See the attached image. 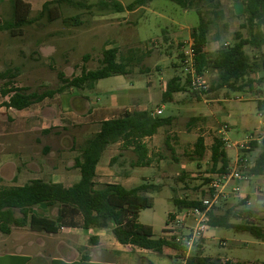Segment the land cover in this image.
Wrapping results in <instances>:
<instances>
[{
  "label": "crops",
  "instance_id": "obj_1",
  "mask_svg": "<svg viewBox=\"0 0 264 264\" xmlns=\"http://www.w3.org/2000/svg\"><path fill=\"white\" fill-rule=\"evenodd\" d=\"M141 8H144V6ZM114 11H127V7L123 8L118 5ZM129 14L131 13L129 12ZM115 20H120V18H111V21ZM123 22L129 23L126 17L123 18ZM118 24L121 25V22L118 21ZM173 25L176 27H173L174 32L169 34V37L171 41L179 43L178 45L181 48L180 63L177 64L175 56L158 59L155 63L154 71L151 72V69L146 68V72L150 73H147L145 88L140 86L129 90L120 87L115 89L110 86V89L106 92L107 98L104 102L101 98H97L95 93L103 80L112 81V84L118 83L120 84L119 86L123 85L125 78L133 75L132 68L129 69L128 67V75L114 76L96 83H86L80 87H64V85H61L55 89L44 91L40 94L61 90L53 96L45 97L43 100L23 110H16L4 105V103L9 102L10 96H3L2 90L5 88H2L0 90V138L6 136L5 133H2V124L11 122L14 129L7 136H14L13 142L17 146L15 157H20V161L23 163L0 162V184L5 185L0 186V188L20 187L34 180L61 184L65 189L79 184L82 176L80 169L75 168V159L81 157L86 142L100 132L102 123L120 118L126 112L148 111L153 116H159L156 115V111L160 109L163 115L165 110L163 93L166 90L167 83L173 78H179L181 85H184L187 79L191 85L190 87L187 85V91L173 94L170 103L173 104L175 115L171 116L173 121L170 126L174 124L181 114L188 113L190 126L201 122L203 128L207 129V131L198 135L195 139L193 129L187 130L185 133L178 135L179 140L177 141L183 142L186 137L193 138L191 140H193L195 145L199 137L204 138L206 150L202 160L212 166V146L216 138L221 139L224 141L230 161L227 171L235 170L241 172L247 178L244 181L232 182L229 187L234 184L238 185L240 187V197L246 199L250 195L242 194V186L255 177L257 179V191L255 194H257L258 186L261 185L259 184V179L264 176V172L260 175H255L253 170L257 162L253 163L251 159L256 154H259V157L264 154V107L262 110L258 107L259 102L264 103V93L260 92L259 96H255L253 85L247 87L240 95L235 97L233 92L226 88L215 90L214 88L219 81V71L212 67H209L203 75L197 73L201 78L202 86L195 90L192 84V77L187 72L185 65L186 52H188L189 48H193L191 33L188 31L189 38L185 40L183 39L185 34L182 33L186 32L185 30L188 27L181 21H173ZM133 43L129 42L125 45L118 42L108 43L105 44L103 53L104 51L115 49L118 51L119 56L123 49L135 48L132 46ZM136 43L140 44L141 41ZM223 45L229 46L231 44L225 42ZM221 48L220 43L215 42L213 44L209 41L204 51L208 57L212 58L217 55L218 50ZM46 49L47 52L55 48L48 47ZM137 49L142 50V48ZM123 62L127 63L128 66L131 65L128 63V58ZM178 69L182 71V75H178ZM10 88H25L27 93H35L31 92L28 87L11 86ZM75 88L79 89V96L72 98L73 107L69 109V107L65 106V96L67 93L74 92ZM99 102L102 104L100 105ZM251 102L256 103V106L251 105ZM226 104L229 105L227 106ZM255 109H258L260 120L259 127L255 132H252L248 128ZM71 127L79 129V134L68 136L67 133ZM231 127L246 128L250 134L243 141L232 142L228 137V130ZM163 128H160L153 137L143 140V143L148 147V158L151 160V165L146 167L136 166L138 156L133 147L125 148L122 141L109 145L103 152L96 168L95 183L97 188H101L105 184H120L127 189H131L141 185H136L140 178L137 169L148 167L158 169L161 165L163 166L162 161H158L159 157L156 154L154 155V153H159V148H156V146L158 141H160L159 135ZM211 134L212 142L209 144L208 135ZM168 139L171 149L167 148L172 154V159H174L173 157L178 152L177 148L179 145L172 144L169 136H167L165 144ZM5 143V141L0 142V152H3L8 147ZM228 144L231 146L227 147ZM241 144H244L246 148L240 147ZM76 145H79L78 149H76ZM209 146L210 148H208ZM233 148L236 149V153L234 159H231L228 150ZM38 158H41V163H39ZM202 160H200L201 162L193 160V162L198 165L199 162L203 163ZM185 167V165H182V168ZM243 169L249 170V174ZM210 172L207 177L212 175ZM218 173L222 172H216L214 175ZM143 179L145 180V178ZM144 183L154 185L149 182ZM173 207L175 206H171V209ZM61 208L60 203L50 202L28 207L24 210L16 209L15 218L18 223L11 225L10 232L7 234L0 230V263L171 264L169 259H175L178 264H185L184 259L180 257L179 250L173 247H167L163 253H158L131 245H122L113 234V224L109 223L108 228L104 229L96 216L87 218L81 214H67L56 233H49L32 227L31 220L33 217L57 221ZM173 211L169 210L170 216H172ZM139 223H141L140 215ZM165 231L164 236L161 237L162 239L165 238ZM258 240L263 241L261 239ZM203 241L196 250L191 252L190 256L194 254L207 257L203 254L206 239ZM221 245L226 246V242L221 243ZM208 258H211V256ZM211 259H220L222 264L232 263L231 260L221 257Z\"/></svg>",
  "mask_w": 264,
  "mask_h": 264
},
{
  "label": "rangeland",
  "instance_id": "obj_2",
  "mask_svg": "<svg viewBox=\"0 0 264 264\" xmlns=\"http://www.w3.org/2000/svg\"><path fill=\"white\" fill-rule=\"evenodd\" d=\"M16 1L0 0V75H6L5 78L0 77V90L19 86L28 87L31 92L40 94L55 89L63 85L60 73L72 80L83 71L99 69L105 44L115 42L123 45L135 42L132 44L135 48L123 49L119 55L121 61L128 58V63L131 64L128 67L132 68L133 75L125 78V83L121 86L103 80L95 95L104 102L110 86L129 90L140 86L145 88L146 76L150 73L146 72V68L154 71L158 59L175 56L177 64L180 63L179 43L171 41L169 37V34L174 32L173 27H176L173 21H181L188 27L186 32L182 33L185 34L183 39L188 40V31L191 33L193 27L200 22L197 10L203 13L206 20L214 22L209 34V41L213 44L218 42L223 47L225 42H229L232 45L238 31L245 37L250 35L247 28H241L246 24L242 5L239 6L230 0L197 1L198 7L193 9H183L168 0H150L144 8L137 6L132 11L127 6L135 0H21L25 5L20 6L18 16H25L24 23H19L15 17ZM45 4L47 7H44ZM118 5L127 7V11H114ZM113 17H119L120 20L111 21ZM125 17L129 23L123 22ZM139 41L140 44L136 43ZM48 47L55 49L46 52ZM246 52L261 65L264 47L261 50L246 47ZM177 73L183 74L180 69ZM263 74L260 70L248 77L256 82L252 86L255 96H259L260 92L264 93V82L258 83ZM240 94L241 92H233L234 97ZM76 96H79V89L75 88L74 92L67 93L65 106L72 109V98ZM250 104L256 106L254 102ZM174 115L173 104L166 103L161 117ZM189 118L188 113L181 114L172 126L164 127L160 133V141L156 146L159 153L154 155L159 157L158 161H162L163 166L158 169H137L140 178L136 185L149 182L157 186L155 190L145 194L151 200L152 207L140 214V222L151 227L155 238H161L165 229L172 227L169 210H174L172 213L178 211L172 200L179 198L200 201L208 195L207 174L211 170V164H206L205 160H202L203 163L200 161L198 165L193 162L190 157L194 148L191 140L193 138L186 137L183 142L177 141L178 135L187 130L193 129L195 139L207 131L201 122L190 126ZM259 120L258 109H255L249 131H256ZM13 127L11 122L2 124V133L6 136L1 137L0 142L5 141L8 147L0 152V162L22 164L20 157H15L17 146L13 142L14 136H7L12 133ZM67 134L75 136L73 134H79V129L71 127ZM212 134L208 135L209 144L212 142ZM249 134L246 128L231 127L228 130V137L232 142L243 141ZM167 136L171 138L172 144L179 145L174 159L165 144ZM78 148L79 145H76V149ZM228 153L231 159H234L236 149H229ZM258 157L259 154L254 155L251 161L256 163ZM38 159L41 163V158ZM192 163L194 164L191 165ZM182 165L186 167L182 168ZM244 171L249 174V170ZM256 182L257 179L253 177L242 186V194L250 195L248 198L238 197L222 202L213 210L214 216L220 218L229 214L233 225L254 224L264 233V176L259 179L261 185L258 186L257 194ZM173 205L175 207L171 209ZM246 212L251 214L246 215ZM223 242H226V246L221 245ZM174 244L181 254L180 257L185 259V250L178 243ZM203 254L211 258L231 260L230 264H259L264 262V242L236 228L211 227L206 233ZM169 261L171 264H178L175 259Z\"/></svg>",
  "mask_w": 264,
  "mask_h": 264
},
{
  "label": "trees",
  "instance_id": "obj_3",
  "mask_svg": "<svg viewBox=\"0 0 264 264\" xmlns=\"http://www.w3.org/2000/svg\"><path fill=\"white\" fill-rule=\"evenodd\" d=\"M148 1L150 0H135L127 7L132 11L137 6H145ZM168 1L176 3L183 9H193L198 7L197 1L202 0ZM230 1L242 5L246 15V24H243L241 28H247L250 31L249 37H245L241 31H238L232 45L219 49L215 57H208L204 48L209 42V34L214 22L206 20L200 10H197L200 22L192 29L191 37L196 53L197 73L203 75L209 67H212L219 71V81L214 88L215 90L226 88L232 92L240 93L256 83L248 79L251 74L260 70L264 73V54L261 55L262 63L260 65L255 58L252 59L246 52V47H251L254 50H261L264 47V0ZM23 5L25 4L21 0L16 1L15 17L18 18L19 23L25 21V16H18ZM44 7H47V4ZM128 74V64L119 60L117 50L111 49L104 51L99 69L83 71L80 77L72 80H68L63 73H60L59 77L64 87H80L86 83H96L110 77ZM5 76L4 74L0 75L1 78H5ZM262 82H264V74L258 83ZM187 85L189 87L191 85L188 79L184 85H181L179 78L170 80L163 93V103H170L174 93L187 91ZM60 91L29 94L25 88L9 89L8 87L2 90V94L5 97L10 96L9 102L4 103V105L16 110H23ZM258 107L262 110L264 103L259 102ZM172 121V117L162 118L153 116L151 112L141 111L126 112L120 118L103 122L100 132L86 142L81 157L75 161V168L80 169L82 176L79 184L65 189L61 184L34 180L20 187L0 188V230L7 234L10 232V226L18 223L15 218L16 209L24 210L40 204L58 202L62 208L57 221L33 217L31 224L34 229L56 233L67 214H81L87 218L96 216L104 229L108 228L109 223L113 224V234L122 245H131L158 253H163L167 247L177 249L174 242L155 238L151 227L139 223L140 213L152 207L151 200L145 194L155 190L157 186L144 183L127 189L120 184H105L101 188H97L95 183L96 168L103 152L109 145L120 141L124 143L125 148L133 147L135 150L138 156L136 166L146 167L151 165V160L148 158V147L143 143V140L153 137L160 128L170 126ZM169 144L168 139L166 146L171 149ZM205 150V140L199 137L190 157L193 160L200 161L204 157ZM211 162L210 173L212 175L208 177L207 181L209 184L212 180L211 177L216 172H226L229 168L230 161L224 141L221 139L216 138L214 140ZM263 165L264 154L257 160L253 173L255 175L262 174L264 172ZM173 204L178 210L200 208L202 206L200 201L179 198H175ZM213 210L210 212L211 227L236 228L264 241V233L259 227L254 224L233 225L230 222L229 214L217 218L214 216ZM250 214V212H246V215ZM187 264H222V262L220 259H211L193 254L188 258ZM260 264H264V262Z\"/></svg>",
  "mask_w": 264,
  "mask_h": 264
},
{
  "label": "built area",
  "instance_id": "obj_4",
  "mask_svg": "<svg viewBox=\"0 0 264 264\" xmlns=\"http://www.w3.org/2000/svg\"><path fill=\"white\" fill-rule=\"evenodd\" d=\"M185 65L187 72L192 77L194 89L198 90L202 83L201 78L197 75L194 48H189L186 52ZM162 113L160 109L156 111V115L160 116ZM230 146V144L227 145V147ZM240 147L246 148L244 144H241ZM211 179L207 191L208 195L200 200L202 206L200 208H185L173 213L170 220L172 227L167 228L165 231V240L174 241L185 250V264L191 252L196 250L202 241L206 239V233L211 228L210 212L220 206L222 202L240 197V187L236 184L231 187L229 185L232 182L244 181L247 178L243 173L232 170L213 175Z\"/></svg>",
  "mask_w": 264,
  "mask_h": 264
}]
</instances>
